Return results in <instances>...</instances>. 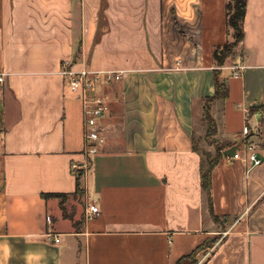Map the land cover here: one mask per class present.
<instances>
[{
	"label": "crops",
	"instance_id": "crops-1",
	"mask_svg": "<svg viewBox=\"0 0 264 264\" xmlns=\"http://www.w3.org/2000/svg\"><path fill=\"white\" fill-rule=\"evenodd\" d=\"M227 1L0 0V264H176L213 237L197 264H264V0H247L244 38L218 64ZM66 59L122 72L100 87L95 154ZM207 112L224 150L243 139L213 166L210 198Z\"/></svg>",
	"mask_w": 264,
	"mask_h": 264
},
{
	"label": "built area",
	"instance_id": "built-area-1",
	"mask_svg": "<svg viewBox=\"0 0 264 264\" xmlns=\"http://www.w3.org/2000/svg\"><path fill=\"white\" fill-rule=\"evenodd\" d=\"M61 73L65 77L66 88L70 94L77 98L82 105L84 116V137H85V152L88 155L95 154L100 143L103 141V120L109 109L107 97L100 92L102 84H109L121 79L122 72L118 70H94L88 68H75L74 63L70 59L63 61ZM239 74V71H235ZM5 72H0V86L5 82ZM244 132H249V126H244ZM245 146L250 150L249 160L253 165L261 163V158L253 149L252 143L244 140ZM237 151L233 157H237ZM87 164L80 166L73 163L74 169H83ZM91 214L99 212L98 205H91L88 209ZM47 220L51 221V216H47ZM47 236L50 240L59 242L60 236L54 232H48Z\"/></svg>",
	"mask_w": 264,
	"mask_h": 264
},
{
	"label": "trees",
	"instance_id": "trees-1",
	"mask_svg": "<svg viewBox=\"0 0 264 264\" xmlns=\"http://www.w3.org/2000/svg\"><path fill=\"white\" fill-rule=\"evenodd\" d=\"M247 0H228L227 1V24L232 32L231 40H228L224 45L219 46L214 51V57L218 64H224L226 58L233 53L236 45L244 38L243 22L246 13ZM228 96V87L225 81L216 78V92L212 98H226ZM209 122L208 130L215 132V123L210 114H206ZM224 147H217V153L214 157L208 160V167L203 170V186L207 190L210 198V172L217 161L223 156ZM82 172L77 174L76 192L83 193ZM48 195V193H44ZM59 196H65L62 193H57ZM215 218H218L215 216ZM218 237L213 238L211 242L205 241L203 244L196 247L190 254L183 256L176 264H197V253L207 247L209 243L212 245L217 241Z\"/></svg>",
	"mask_w": 264,
	"mask_h": 264
},
{
	"label": "rangeland",
	"instance_id": "rangeland-1",
	"mask_svg": "<svg viewBox=\"0 0 264 264\" xmlns=\"http://www.w3.org/2000/svg\"><path fill=\"white\" fill-rule=\"evenodd\" d=\"M207 125H208V121H207ZM209 127V126H208ZM198 140V139H197ZM197 145H199L201 147V149L206 152L209 153V156L214 157V155H216V151H217V147L221 146V143L219 142V140L215 137V132L213 131H209L207 128V133L205 134L204 137H201V139H199L197 141ZM209 148L211 150H209ZM67 198L68 196H61L60 198V202L63 205V207L65 206V204L67 203ZM214 238V237H213ZM213 238H209L207 239V242H211L213 240ZM212 244L209 243L207 245V247H211Z\"/></svg>",
	"mask_w": 264,
	"mask_h": 264
},
{
	"label": "water",
	"instance_id": "water-1",
	"mask_svg": "<svg viewBox=\"0 0 264 264\" xmlns=\"http://www.w3.org/2000/svg\"><path fill=\"white\" fill-rule=\"evenodd\" d=\"M262 105H263V103H254L252 106H254V107H261ZM242 141H243V139L240 140V141H238L234 145H231L228 148H226L224 150V154L229 155V156H234L236 154L238 148L240 147Z\"/></svg>",
	"mask_w": 264,
	"mask_h": 264
}]
</instances>
